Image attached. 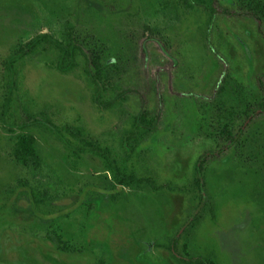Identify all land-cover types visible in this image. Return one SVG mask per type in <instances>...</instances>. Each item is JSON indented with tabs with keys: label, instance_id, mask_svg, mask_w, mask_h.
<instances>
[{
	"label": "rangeland",
	"instance_id": "obj_1",
	"mask_svg": "<svg viewBox=\"0 0 264 264\" xmlns=\"http://www.w3.org/2000/svg\"><path fill=\"white\" fill-rule=\"evenodd\" d=\"M173 1L0 0V264H177L165 245L184 226L187 256L264 264V112L244 123L264 99V0H216L207 35ZM67 23L117 59L101 105L84 74L40 55L17 65L2 115L4 61L37 34L62 39ZM142 113L155 120L131 150L125 135ZM33 120L82 129L154 187L113 186L97 158L70 160ZM18 133L36 138L33 164L16 160Z\"/></svg>",
	"mask_w": 264,
	"mask_h": 264
},
{
	"label": "trees",
	"instance_id": "obj_2",
	"mask_svg": "<svg viewBox=\"0 0 264 264\" xmlns=\"http://www.w3.org/2000/svg\"><path fill=\"white\" fill-rule=\"evenodd\" d=\"M215 2L216 0H174L172 4L176 11L181 10L183 14L196 12L197 29L203 32V35H207L216 14ZM108 51V48L103 43H97L93 39L90 41L85 36L76 35L73 26L69 23L66 25L62 39H58L49 33L37 34L4 61L3 74L6 94L3 97L1 114L6 115L9 112L11 97L17 82V65H22L26 57L40 55L49 56L51 59L46 65L62 74L77 72L84 74V78L91 89V100L101 105L103 102L101 101V96L108 91L112 83V79L109 77L111 74L110 63H118L117 59H114ZM257 83L262 93H264V80L258 78ZM261 111L264 112V99L256 102L255 107L245 113L244 123L254 114ZM154 120L153 118L146 117L144 113L134 116L131 122L132 128L125 135V139L131 150L138 143V135L142 136L145 131L149 130ZM33 121L34 124H40L38 120ZM11 123L23 128L29 126L23 120H13ZM40 125L61 140L70 160H80L84 155H91L97 158L102 170L106 174L105 176L109 175L113 181V186H125L130 189H144L148 185L152 188L154 187L151 178L138 176L125 163L118 162L111 149L101 147L86 139L82 129L71 127L59 128L51 123L50 120H45ZM240 132L241 127L235 133L228 130L227 139L229 143L234 142ZM35 144L36 138L32 134H16L14 136V154L17 158L16 160L23 165L33 164L36 157ZM203 157L196 163L193 180V184L199 193V202L205 198L204 183L201 177ZM196 218L197 216L192 219L191 223ZM186 230L187 226H184L182 233ZM182 233L178 231L165 245L177 264H214L210 259L203 256H187L182 253L177 248ZM100 264H104L103 261Z\"/></svg>",
	"mask_w": 264,
	"mask_h": 264
}]
</instances>
